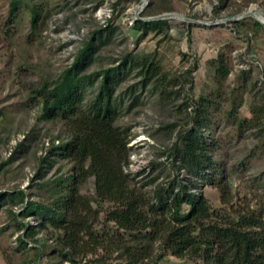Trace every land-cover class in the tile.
<instances>
[{"label":"rangeland","instance_id":"374dc122","mask_svg":"<svg viewBox=\"0 0 264 264\" xmlns=\"http://www.w3.org/2000/svg\"><path fill=\"white\" fill-rule=\"evenodd\" d=\"M143 1L0 0V193L22 190L26 200L50 205L57 182L68 189L74 164L54 153L70 132L63 122L41 118L36 91L57 80L85 43L94 41L88 74L123 69L116 125L129 140L125 173L131 187L153 200L158 188L177 192L182 184L206 197L223 220L263 212L264 22L258 13L264 17V0H164L142 17L154 0L142 8ZM33 6L39 12L35 26ZM148 19L167 26L146 34L135 29L137 20ZM220 55L231 69L224 78L216 76L213 62ZM144 59L160 73L146 83ZM99 83L100 78L87 91L84 105ZM202 97L205 103L199 104ZM184 145L202 164L198 176L183 167ZM80 193L92 200L90 222L95 236L104 238L101 246L92 241L66 260L57 240L63 232L36 226L34 214L24 217L21 205L4 195L0 264L122 262L113 248L123 233L106 221L112 204L98 200L93 177ZM24 224L35 228L37 244L26 237ZM18 236L28 244L20 245ZM154 249V256L163 254L156 264L202 262L177 258L160 243Z\"/></svg>","mask_w":264,"mask_h":264},{"label":"trees","instance_id":"16d2710c","mask_svg":"<svg viewBox=\"0 0 264 264\" xmlns=\"http://www.w3.org/2000/svg\"><path fill=\"white\" fill-rule=\"evenodd\" d=\"M163 1L154 0L141 16H150ZM17 4L12 3V11ZM31 17L35 26L39 12L34 6ZM165 26V20L135 22V29L144 34L161 31ZM94 45V41L86 42L70 68L36 91L42 106L41 118L63 122L70 132V139L57 146L54 154L74 164L68 177L71 184L67 189L62 187V181L57 182L55 199L50 205L26 200L22 190L4 195L21 205L24 217L34 214L36 226L63 232L57 240L66 260L72 261L75 253L91 247L90 242L99 247L104 240L95 236L90 222L92 200L80 193L82 183L93 177L98 200L112 204L106 221L113 222L123 233L114 241L113 251L120 252L123 258L117 264H156L163 258L162 253L153 255L156 243L177 258L201 259L196 264H264V211L223 220L214 213L206 197L194 196L182 184L177 192L175 187L158 188L153 200L131 187L125 173L129 140L116 125L119 110L115 94L123 79V69L108 68L88 74ZM213 62L217 77L229 75L231 69L221 55ZM141 68L145 71L144 83L160 74L152 60L144 59ZM99 78L97 94L84 105L87 91L95 87ZM202 103L203 97L199 101ZM180 160L190 174L199 175L202 164L188 145L180 149ZM4 195L0 193V198ZM26 227V237L37 244L35 228ZM18 241L20 245L28 244L22 236H18Z\"/></svg>","mask_w":264,"mask_h":264},{"label":"bare ground","instance_id":"6f19581e","mask_svg":"<svg viewBox=\"0 0 264 264\" xmlns=\"http://www.w3.org/2000/svg\"><path fill=\"white\" fill-rule=\"evenodd\" d=\"M148 0H144L143 1V4H145L146 2H147ZM252 11L250 10V13H251ZM262 14L259 12L258 13V16L260 17V19L264 22V17L263 16H261Z\"/></svg>","mask_w":264,"mask_h":264},{"label":"water","instance_id":"95a60500","mask_svg":"<svg viewBox=\"0 0 264 264\" xmlns=\"http://www.w3.org/2000/svg\"><path fill=\"white\" fill-rule=\"evenodd\" d=\"M148 4H149V0L144 5H142V8L147 6ZM148 20H152V19H148Z\"/></svg>","mask_w":264,"mask_h":264}]
</instances>
